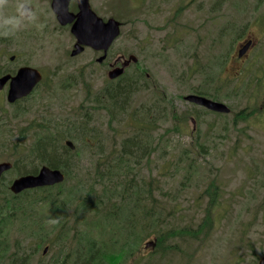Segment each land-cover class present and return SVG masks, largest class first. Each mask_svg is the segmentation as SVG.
I'll return each instance as SVG.
<instances>
[{
  "label": "rangeland",
  "instance_id": "1",
  "mask_svg": "<svg viewBox=\"0 0 264 264\" xmlns=\"http://www.w3.org/2000/svg\"><path fill=\"white\" fill-rule=\"evenodd\" d=\"M142 1L113 0L115 18L122 23L121 36L112 47L113 57H137L143 68L144 88L147 71L151 85L159 84L158 90L139 92L136 104L144 103L147 109L154 110L158 100L163 105L169 98L180 118L168 113L167 122L162 121L154 132L160 147L145 162L142 177L144 184L155 178L162 188L155 191L156 200L144 199V203L174 210L170 211L174 219L167 221L165 229L188 227L196 231L208 213L204 210L211 198L216 197L217 201L211 208L213 227L206 237L172 239L167 251L171 245L173 248L159 254H151L145 247L154 237L147 238L136 243L133 257L122 264H259L264 256V55H251L258 64L251 75L256 82L252 81L254 89L246 92L239 79L232 78L237 75L230 66L223 74V79H228L223 86L214 83L218 76L215 68L209 75V80L213 77L209 88L205 85L207 74L194 73V69L202 63L217 67L226 55L230 62L235 40L228 42L226 37H238L243 31L263 37L264 0H160L158 8L143 7ZM17 5L10 0L7 9L1 10L0 6V75L13 68L32 66L43 72L44 81L18 107L7 102V93L4 98L0 94V160L21 159L17 167L23 171L39 168L31 152L36 138H51L57 132L55 136L64 139L53 137V145L64 149L65 141L72 140L81 151L68 154L75 162V170L81 167L83 172H90L95 158L85 148L80 130L70 129L69 120L81 117L91 107V101L86 104L88 94L91 91L94 97L107 84L108 72L97 66L99 56L95 51L88 49L71 56L75 37L63 30L55 31L50 25L25 21L24 16L17 14ZM177 32L180 37H175ZM13 55L14 62L10 60ZM138 71L133 66L125 77L135 78ZM198 89L211 95L217 92L219 96L214 99L226 103L232 113L226 116L197 110L183 100ZM17 108L28 112L17 117ZM192 116L197 122L196 132ZM93 118L90 127L98 134L94 145L100 144V151L113 152L123 140L119 132L115 133L117 123L111 126L108 113L100 109H95ZM64 121L68 126L61 125ZM70 134L72 138L65 137ZM16 174L12 171L8 176ZM72 184L73 180H65L52 192L65 191ZM75 207L76 203L68 208L69 219L64 227V220L57 228L47 223L46 245L38 247L41 242L28 238L17 226L9 229L12 245L22 242L24 254L32 257L30 264H56L60 256L61 260L67 259L77 248L78 228L80 234L87 232L90 239L109 242L108 228L112 223L108 222L113 219L93 213L77 218ZM62 228L68 230L65 236ZM47 246L49 251L44 254ZM74 259L75 256L68 258Z\"/></svg>",
  "mask_w": 264,
  "mask_h": 264
},
{
  "label": "trees",
  "instance_id": "2",
  "mask_svg": "<svg viewBox=\"0 0 264 264\" xmlns=\"http://www.w3.org/2000/svg\"><path fill=\"white\" fill-rule=\"evenodd\" d=\"M137 70L139 71L135 78L125 77L118 84L108 81L104 89L95 93L94 97V93L90 91L86 104L91 101L92 105L87 104L91 107L87 108L81 117L69 120L70 129L74 127L80 130L85 148L89 155L95 158L90 172H83L81 167L75 170V162L68 156L69 153L81 154L79 146L75 145V150H71L66 145L64 149L53 145V137L64 139L63 136H55L57 132H54L51 138L48 135L36 138V144L31 150L33 161L40 166L60 169L67 175L66 182L73 180V184L65 191L61 189L52 192L53 187H48L5 198L4 203L0 205V225L4 226V241H7V235L10 241L9 229L17 226L28 238L39 240L41 243L38 247L46 245L47 223L58 221L54 226L57 228L64 220V227L69 219L68 208L74 203L77 218L81 214L93 213L101 214L109 221L110 218L113 219V222H108L112 223L110 227H107L111 233L110 240L104 242L102 239L99 242L90 239L87 232L80 234L78 228L77 248L67 255V259L61 260L60 256L56 264H122L126 259L133 257L138 241L154 237L153 240L157 239V246L154 250L150 249V253L159 254L167 253L173 248L171 245L167 251L168 243L172 239L181 236L200 238L209 234L214 223L211 208L216 204V197H212L209 207H205L204 212L207 210L208 213L196 231L188 227L175 229L171 226L165 229L167 221L174 219L170 216L171 210H166L163 205L144 203V199L156 200L155 191L162 188L160 183L155 182V178L144 184L142 177L145 162L150 161L160 147V140H155L154 132L162 121L167 122L168 113L176 119L180 118L174 112L173 100L169 98L165 99V105H161L158 100L154 110L147 109L144 103H141V106L136 104V96L145 89L141 76L143 68L137 67ZM212 95L214 98L219 96L217 92ZM95 109L106 111L111 126L114 122L117 123L114 127L115 133L119 132V135L123 136L120 146L115 147L113 152L100 151V144L94 145L98 134L90 125L94 121ZM61 125L68 126L65 121ZM65 137L73 136L70 134ZM34 171L33 167L25 172L32 174ZM30 195L34 196L30 198ZM41 207L46 209L42 210ZM62 229L65 236L68 230ZM110 246H114V249L112 247L111 250ZM23 252L22 242L16 241L14 249L8 248L6 243L2 263L30 264L31 257L25 256ZM73 256V261L68 260Z\"/></svg>",
  "mask_w": 264,
  "mask_h": 264
},
{
  "label": "flooded vegetation",
  "instance_id": "3",
  "mask_svg": "<svg viewBox=\"0 0 264 264\" xmlns=\"http://www.w3.org/2000/svg\"><path fill=\"white\" fill-rule=\"evenodd\" d=\"M14 1H16L17 4L20 3V4L25 5L24 11L26 13H28V15H25L23 17L25 21H35L36 24L38 23L40 25H42V24L50 25L51 27H54L56 29L55 31L63 30L65 32V34L69 32L70 37H76L72 33V27L79 20V18L81 16V7H80L81 0H69L68 11H69L70 15L67 16V19L68 20L71 19L72 22H69L67 24H62L60 22L59 16L55 10V4H57V6H59V7H63L65 0H14ZM87 2H88L90 10L93 13H95L98 18L102 19L105 23H107L108 21L113 20V19L117 20L115 18L113 0H107L108 3L104 0H101V1H99V0H87ZM7 4L9 6L10 0L7 1ZM141 4L143 5V7H145V5H146L148 8H152V7L158 8V6L160 4H162V2L160 0H143L141 2ZM4 8H6V4L1 6V10ZM120 25L122 28L121 22H120ZM65 34H56V36L63 37ZM180 36L181 35L179 32H177L175 35V37H180ZM226 39L228 42L230 40L231 41L235 40V50H234V54H233V59H230V62H229V60H228L229 55L222 56L221 61H219L217 67L212 66L211 64H208V63H202L203 65L197 66L194 69V73L198 72L200 74H207V76H205V85L208 86V88H209V87H211L212 82H213V77L209 80V75L213 74L214 70L216 68L217 69L216 72L218 73V76L216 78H214V83L220 82L221 86H223L228 80V79L227 80L223 79V74L225 73V69L227 72L228 68L230 66V71L232 72V69H234L235 70L234 72L237 75V76H233L232 78L239 79L240 83L242 84L241 87L245 90V92L247 90H253L254 87H252L251 82L255 81V78L254 77L251 78V75H252V72L254 70H256L258 64H257V61L255 60V56L251 57V55H252V53H255V52L264 55V36L263 37H257V35L255 33H252L249 31H247V32L243 31V33L239 34L238 37H235V38L234 37H226ZM76 44H77V40L75 38L74 49L76 47ZM113 45L114 44H112V46L109 48V50L107 52H105L103 50H101V51L94 50L91 47H85L83 52H85L88 49L95 51L97 53V55L99 56V57H97V60H96L97 66L103 68L104 70H107L108 74L113 69L120 68L124 64H128L126 69H125V73L122 76H120L114 80H112V79L109 80V83L112 82L114 84V83L121 81L123 79V77H125L128 74L129 69H131L133 66H135L136 68L139 67V60L137 62L134 60H130L131 55L127 56L125 54H120L117 57H113L114 56L113 52H112ZM73 50H72V52H73ZM12 57H15V59H16V56L13 55L10 57V60L12 62H14L15 59L12 60ZM22 67H32V66H21V67H18L17 70L15 68H13L12 72H9V71L6 72L5 71L4 73H2L0 75V78L4 77L6 75L15 76L18 73L19 69H21ZM217 73H215V74H217ZM235 74H233V75H235ZM144 76H145V81H144L145 89L147 91L158 90V85H159L158 83L151 85V83H153V82L151 80V74L148 71L145 72ZM263 77L264 76H262V78ZM108 79H109V77H108ZM10 83H11V80H9L7 82V84L5 85V87L2 90H0V94L3 95V98L5 97V93H7V102L10 105H14L15 107H18L22 103L26 102L30 98V96L33 94L32 93L27 97L20 98V99L16 100L14 103H10L8 101ZM107 83H108V81H107ZM104 87L102 89H104ZM100 91H101V89L99 91H96V93H99ZM239 91L241 93L243 90L240 89ZM34 92H35V90H34ZM192 94L198 95V96H204V97H207V98H210L213 100L218 98V97H216L214 99L213 95H211V93L209 91L205 93V92L201 91V89L196 90L195 93H192ZM192 94H189V95H192ZM262 96H263L262 100L264 102V91L262 93ZM186 97L187 96L183 97V100L186 101ZM217 101L221 102L219 100H217ZM189 104H191V106L197 110H203L204 109L206 111H209L202 106H197L196 104H192V103H189ZM231 111H232V108H231ZM27 112L25 110L21 112V109L17 108L16 116L17 117H23L27 114ZM209 112L216 114V115H222V114L211 112V111H209ZM190 113L193 114L194 112L191 111ZM191 121L194 124L193 132H196L197 131V126H196L197 122H196V119L193 118V116L191 117ZM18 161L21 162V159H18ZM18 161L10 162V161H5V160H0V163L7 162V163H11L13 165L9 171H7L3 174L2 179L0 181V189L2 186L4 187V189L0 190V199H1L0 205H2L4 203V199L7 198L9 195H11L12 197H15V196H21V194L23 193L22 192L20 194H14L11 191V185L14 182V180H16L17 178L24 176V174H26L25 171H23L21 168L17 167ZM43 166L44 165H41L39 168H35V171L32 174L37 175ZM12 171L17 172V174L14 177H9L8 175ZM0 234H1V236H0V264H4L2 262H4L3 255H4L5 244L7 243L8 248L14 249V248H16V242L13 246L12 242H11L12 233L10 235V241H9L8 235H7V241H4L5 235H4V226L3 225H0ZM33 253L35 254V251ZM24 255L27 257H31V255H26V254H24ZM31 260H32V257H31Z\"/></svg>",
  "mask_w": 264,
  "mask_h": 264
},
{
  "label": "water",
  "instance_id": "4",
  "mask_svg": "<svg viewBox=\"0 0 264 264\" xmlns=\"http://www.w3.org/2000/svg\"><path fill=\"white\" fill-rule=\"evenodd\" d=\"M68 2L65 0L64 6L59 7L55 4L56 13L59 16L62 24L72 22L68 20L70 15L68 11ZM81 16L72 27V33L76 36L77 44L72 52V56L81 54L85 47H91L94 50H103L107 52L112 44L121 35L120 22L113 19L105 23L93 13L88 5L87 0H81ZM15 57H12L14 60ZM130 60L138 61L135 56H131ZM130 62V61H129ZM128 64H124L120 68L113 69L109 72L110 79H116L125 73ZM43 74L40 70L33 67H22L15 76L6 75L0 78V90H2L7 82L11 80L8 101L14 103L16 100L29 96L38 84L42 81ZM186 101L207 108L210 111L222 114H230V107L222 102L214 101L204 96L188 95ZM66 146L75 150L76 146L71 140L66 141ZM11 163H0V181L5 172L12 168ZM66 180V174L60 169H53L49 166H43L37 175L28 174L14 180L11 185V191L14 194H20L26 190L52 187L62 184ZM157 240L149 241L145 244L147 249H155ZM48 252V247L45 248L44 254ZM259 264H264V256L260 259Z\"/></svg>",
  "mask_w": 264,
  "mask_h": 264
},
{
  "label": "clouds",
  "instance_id": "5",
  "mask_svg": "<svg viewBox=\"0 0 264 264\" xmlns=\"http://www.w3.org/2000/svg\"><path fill=\"white\" fill-rule=\"evenodd\" d=\"M7 3V0H0V6H3ZM25 5L24 4H20L18 3L17 7H16V12L17 14H19L20 16H25L28 15V13H26L24 11ZM18 23V21H17ZM48 223H52V224H58V221H52V222H48Z\"/></svg>",
  "mask_w": 264,
  "mask_h": 264
}]
</instances>
